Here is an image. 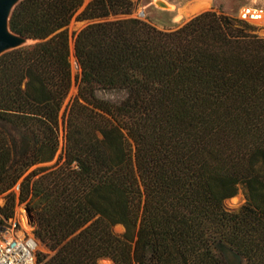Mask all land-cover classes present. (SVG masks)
Instances as JSON below:
<instances>
[{
    "label": "trees",
    "instance_id": "obj_1",
    "mask_svg": "<svg viewBox=\"0 0 264 264\" xmlns=\"http://www.w3.org/2000/svg\"><path fill=\"white\" fill-rule=\"evenodd\" d=\"M85 1L11 17L35 43L0 57V228L24 205L38 264H264V38L215 10L161 30L139 0H91L72 35Z\"/></svg>",
    "mask_w": 264,
    "mask_h": 264
},
{
    "label": "rangeland",
    "instance_id": "obj_2",
    "mask_svg": "<svg viewBox=\"0 0 264 264\" xmlns=\"http://www.w3.org/2000/svg\"><path fill=\"white\" fill-rule=\"evenodd\" d=\"M91 0H86L81 10L78 12L76 17L73 19L70 25V32L72 35L78 34L82 29H84L87 25L92 23V21H78L77 16L87 7ZM194 0H139L136 3V8L131 17L139 18L143 21L149 22L152 25L156 26L161 30H170L175 29L184 23L188 22L191 19H184L180 22L176 21V17L180 14L181 9L187 6L189 3ZM211 1V7L209 10H215L218 12L225 13L230 16L238 17L240 19H246L250 24L254 25L257 28V34L264 38V34L260 33V26H263L264 23L258 24L254 20L246 17V13H249V10H254L258 12L264 13V0H209ZM163 2L169 6H172L173 9H165L161 7L158 3ZM246 10V13L244 11ZM206 12V11H205ZM126 18L125 16L119 17H111L110 20H116ZM194 18V17H193ZM75 37H73L72 42L74 43ZM73 58V59H72ZM73 75H74V85L71 89L68 99L64 105L62 115L70 104V102L74 99V97L78 94V86L76 85L75 78L80 73V66L78 64V60L74 55L71 57ZM75 69V70H74ZM98 96L102 99L110 100V101H120L123 97V93L118 91L112 92H99ZM63 135V131H62ZM19 196L20 193V183L16 185V187L12 190ZM6 195L0 196V206L3 207L6 204ZM246 202V195L243 189L239 190V193L236 197L228 199L224 202V206L229 211H238ZM15 227L16 234L22 236L24 234L34 235V230L36 228V221L34 215L28 211V209L24 206H17L15 209V217L8 222L7 227L12 229ZM27 228V229H26ZM115 233L123 234L124 228L122 226H116L114 228ZM3 235L0 234V240H2ZM36 238V237H35ZM37 240V239H36ZM38 253L44 252L47 253V248L42 245L40 241H38ZM99 264H114V262L110 259H102Z\"/></svg>",
    "mask_w": 264,
    "mask_h": 264
},
{
    "label": "built area",
    "instance_id": "obj_3",
    "mask_svg": "<svg viewBox=\"0 0 264 264\" xmlns=\"http://www.w3.org/2000/svg\"><path fill=\"white\" fill-rule=\"evenodd\" d=\"M11 221V220H10ZM8 222L1 226L0 264H38V242L33 235L16 234L15 227L9 229Z\"/></svg>",
    "mask_w": 264,
    "mask_h": 264
},
{
    "label": "water",
    "instance_id": "obj_4",
    "mask_svg": "<svg viewBox=\"0 0 264 264\" xmlns=\"http://www.w3.org/2000/svg\"><path fill=\"white\" fill-rule=\"evenodd\" d=\"M22 1L23 0H0V57L7 52L27 47L35 43L33 40L14 33L10 27V20L13 12ZM158 4L168 9L167 4L163 2H159ZM251 19L255 20L253 17ZM260 28V33L264 34V25L260 26Z\"/></svg>",
    "mask_w": 264,
    "mask_h": 264
},
{
    "label": "bare ground",
    "instance_id": "obj_5",
    "mask_svg": "<svg viewBox=\"0 0 264 264\" xmlns=\"http://www.w3.org/2000/svg\"><path fill=\"white\" fill-rule=\"evenodd\" d=\"M210 7H211V1L209 0H194L193 2L185 6L183 9H181L180 14L176 17V21L180 22L184 19H191L209 10ZM168 9L171 10L173 9V7L168 5ZM244 13H246V10L244 11ZM246 17H249L250 19L253 17L255 19L254 21L258 24L264 23V13L262 12L249 10V13H246ZM71 46H72L71 47L72 55H74L75 49L73 42Z\"/></svg>",
    "mask_w": 264,
    "mask_h": 264
}]
</instances>
